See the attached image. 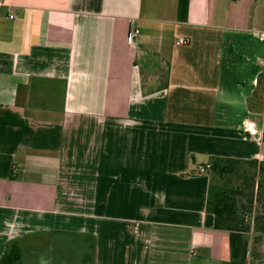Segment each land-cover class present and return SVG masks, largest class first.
Segmentation results:
<instances>
[{"label":"crops","instance_id":"obj_1","mask_svg":"<svg viewBox=\"0 0 264 264\" xmlns=\"http://www.w3.org/2000/svg\"><path fill=\"white\" fill-rule=\"evenodd\" d=\"M260 74L264 0H0V258L230 264L197 167L264 161Z\"/></svg>","mask_w":264,"mask_h":264},{"label":"trees","instance_id":"obj_2","mask_svg":"<svg viewBox=\"0 0 264 264\" xmlns=\"http://www.w3.org/2000/svg\"><path fill=\"white\" fill-rule=\"evenodd\" d=\"M259 76L258 84L264 77ZM263 92L264 86H258L254 99H262ZM209 164L208 171L223 183L210 181L206 210L213 215V227L228 233L229 263L264 264V161L212 157ZM22 255L20 242L11 240L0 264H21Z\"/></svg>","mask_w":264,"mask_h":264},{"label":"built area","instance_id":"obj_3","mask_svg":"<svg viewBox=\"0 0 264 264\" xmlns=\"http://www.w3.org/2000/svg\"><path fill=\"white\" fill-rule=\"evenodd\" d=\"M232 1H237V0H232ZM10 17H12V16L10 15ZM137 32H138L137 29H136L132 24H130V26H129V28H128V32H127V36H126V40H127L128 42H131V40L133 39L134 35H135ZM179 43L185 45V44L188 43V40L185 39V38H183V39H180V40H179ZM209 167H210V164L207 163V164H204V165H199V166L197 167V169H198V172L203 173V172H207V171L209 170Z\"/></svg>","mask_w":264,"mask_h":264},{"label":"rangeland","instance_id":"obj_4","mask_svg":"<svg viewBox=\"0 0 264 264\" xmlns=\"http://www.w3.org/2000/svg\"><path fill=\"white\" fill-rule=\"evenodd\" d=\"M208 175H209L210 181H211V183H212L213 185H214V183H215V184H222V183H223V181H222L223 179L221 180V178H217L213 173H211V172H209V171H208ZM68 236H69L70 239H72L73 242H75L76 240H78V239H75L74 236L71 235V234H69ZM249 236L251 237V234H250ZM22 241H23V242L25 241V243H26L27 239H26V240L24 239V240H22ZM76 243H77V242H76ZM72 249H73V253H75V248H72ZM28 251H29V250H27V252H26L27 254H28ZM52 254H59V253H58L57 251H52ZM90 254H91V253H90ZM26 256H29V255H26ZM60 258H62V257H60ZM89 261H90V256H89ZM64 262H65V261L62 260V261H61V264H64ZM75 263H76V262H75ZM34 264H35V263H34ZM69 264H73V263H72V262H69Z\"/></svg>","mask_w":264,"mask_h":264}]
</instances>
